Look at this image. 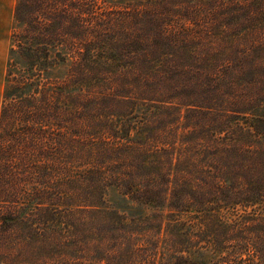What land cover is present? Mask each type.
Wrapping results in <instances>:
<instances>
[{"label":"trees","instance_id":"trees-1","mask_svg":"<svg viewBox=\"0 0 264 264\" xmlns=\"http://www.w3.org/2000/svg\"><path fill=\"white\" fill-rule=\"evenodd\" d=\"M0 264H264V0H15Z\"/></svg>","mask_w":264,"mask_h":264},{"label":"rangeland","instance_id":"rangeland-1","mask_svg":"<svg viewBox=\"0 0 264 264\" xmlns=\"http://www.w3.org/2000/svg\"><path fill=\"white\" fill-rule=\"evenodd\" d=\"M145 0H110V3L126 4ZM15 0H0V105L5 85L7 53L9 47V35L13 23V7ZM62 72H58V76ZM114 202H118L116 193L111 195ZM208 257V256H207ZM209 258V257H208Z\"/></svg>","mask_w":264,"mask_h":264}]
</instances>
